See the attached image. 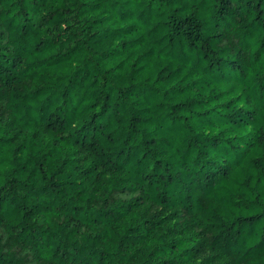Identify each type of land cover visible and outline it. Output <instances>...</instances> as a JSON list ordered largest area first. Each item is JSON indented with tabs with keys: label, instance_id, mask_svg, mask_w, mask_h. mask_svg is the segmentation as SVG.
I'll return each mask as SVG.
<instances>
[{
	"label": "trees",
	"instance_id": "obj_1",
	"mask_svg": "<svg viewBox=\"0 0 264 264\" xmlns=\"http://www.w3.org/2000/svg\"><path fill=\"white\" fill-rule=\"evenodd\" d=\"M0 264H264V0H0Z\"/></svg>",
	"mask_w": 264,
	"mask_h": 264
}]
</instances>
